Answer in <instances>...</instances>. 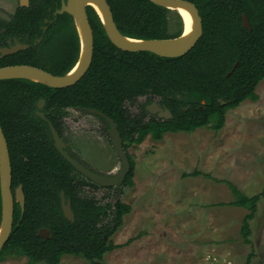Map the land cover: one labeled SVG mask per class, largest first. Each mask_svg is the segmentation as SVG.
<instances>
[{
  "label": "trees",
  "instance_id": "trees-1",
  "mask_svg": "<svg viewBox=\"0 0 264 264\" xmlns=\"http://www.w3.org/2000/svg\"><path fill=\"white\" fill-rule=\"evenodd\" d=\"M47 1L51 3L45 0L46 4ZM187 1L202 17V33L183 55L162 57L149 51L117 48L106 36L94 9L87 6L93 35L92 58L87 71L76 83L54 88L27 79L0 80V126L7 145L18 149L24 145L33 150L25 153L28 161L11 155V183L12 186L21 183L25 208L19 219V207L15 204L12 229L0 254H23L29 264H60L62 255L81 256L89 264H100L104 253L123 245L114 244L108 238L121 225L123 215L130 212V206L120 200L111 202L108 195L106 202L100 204L92 194L88 196L83 192L86 186L96 191L98 185L84 179L61 156L58 161L44 159L47 146L36 144L40 140L51 141V137L45 121L34 114L39 98H44L46 116L64 139H67L64 128L58 124L63 110L70 106L93 108L114 121L125 150L147 135L159 140L165 132H189L201 127L218 131L224 125L228 109L244 100L258 99L255 88L264 78V0ZM106 2L117 29L126 37L172 38L181 34V19L175 10L149 0ZM42 5L18 8V11L36 12L44 9ZM241 14H245L249 28L243 26ZM171 18L176 19L178 26L174 33L169 31ZM51 30H56V34H51ZM47 33L37 48L30 46L20 54L7 57L3 63L30 65L54 75L68 73L78 59L80 47L72 17L65 12L56 15ZM56 38L60 39V46L52 55L49 50ZM142 97L145 101L137 105L141 115L138 117L131 106ZM156 98L169 109L172 118L161 120L151 116L144 121L145 104ZM57 109L61 113H56ZM103 135L108 136L105 131ZM128 159L130 170L123 184L133 185L134 161L130 155ZM52 167L57 170L51 175ZM198 173L194 170L182 176ZM225 182L234 196L230 205H249L250 212L242 218L240 226L241 236L248 243V220L259 198L264 197V188L248 196L232 183ZM60 192L70 200L73 221L62 215ZM39 226L50 228L51 239H37L35 233ZM132 240L129 238L126 243Z\"/></svg>",
  "mask_w": 264,
  "mask_h": 264
},
{
  "label": "rangeland",
  "instance_id": "rangeland-1",
  "mask_svg": "<svg viewBox=\"0 0 264 264\" xmlns=\"http://www.w3.org/2000/svg\"><path fill=\"white\" fill-rule=\"evenodd\" d=\"M9 1L7 10L12 11L15 0ZM177 27L171 18L170 33ZM58 40L50 47L52 55L60 46ZM255 91L256 101L244 100L226 111L218 131L201 127L165 132L159 140L145 137L127 147L134 161L133 185L106 190L108 200L130 206L108 238L123 245L104 253L100 264H264V197L248 220L246 243L240 226L250 212L249 205H230L234 196L225 182L248 196L264 188V78ZM135 108L132 105L131 111ZM69 113L74 117L70 121L74 134L67 131V140V134L73 135L89 168L114 174L119 161L111 143L99 131L93 132L101 122L78 109ZM75 117H84L86 122L82 126ZM194 170L200 173L182 176ZM104 192L98 190L96 195ZM129 238L134 240L126 243ZM0 264L29 262L23 254L3 252ZM60 264L89 263L81 256L62 255Z\"/></svg>",
  "mask_w": 264,
  "mask_h": 264
},
{
  "label": "water",
  "instance_id": "water-1",
  "mask_svg": "<svg viewBox=\"0 0 264 264\" xmlns=\"http://www.w3.org/2000/svg\"><path fill=\"white\" fill-rule=\"evenodd\" d=\"M26 3V0H21ZM89 1H94L100 8L103 19L100 18L106 36L110 42L117 48L127 51H149L162 57H175L185 54L190 50L198 38L201 35V21L198 15L197 8L187 0H149L150 2L165 7L167 9L176 10L177 8L186 9L193 22L192 34L188 37L182 38L180 34L177 37L172 38H152V39H135L122 35L117 29L110 8L106 0H63L57 13H68L72 16L75 28L79 38V54L78 59L73 67L79 62L75 71L71 74L54 75L42 69L30 66V65H9L0 67V80L22 78L29 79L36 82H41L47 86L54 88H64L76 83L87 71L93 49V35L90 24L88 22L85 6H88ZM22 2V4H23ZM90 6V5H89ZM1 14V13H0ZM3 15V14H2ZM78 25H77V23ZM242 24L244 27L249 28L246 16L242 15ZM129 38L130 40H125ZM24 44H15L9 48L1 49V53L7 54L24 48ZM82 55V56H81ZM80 60V61H79ZM237 63L233 65V68ZM72 67V68H73ZM232 68V69H233ZM231 69V70H232ZM230 72L227 73V75ZM31 77H35L37 80H33ZM43 100H40L37 107L40 108ZM150 112H157L160 117H170L171 113L167 109H162L156 103H152L146 107ZM88 112L101 116L107 122V133L111 141L113 150L118 157L119 167L114 174L104 175L99 174L79 162L73 159L67 151L64 149L65 144L59 137L52 123L47 120L40 111H36V114L42 119L46 120L51 134V138L55 147L59 150L64 159L73 166L84 177L90 179L92 182L100 186L115 187L124 182L126 175L130 170V163L122 143L117 126L114 121L103 112L97 109H87ZM11 166L9 159V152L5 136L0 126V201H1V217H0V251L3 245L6 243L8 236L12 229L13 219V201L14 199L19 203L21 212L24 208V196L21 186H18L15 190V197L11 193ZM61 208L63 215L68 219H73V214L70 209L69 203H64V196L61 193Z\"/></svg>",
  "mask_w": 264,
  "mask_h": 264
},
{
  "label": "flooded vegetation",
  "instance_id": "flooded-vegetation-1",
  "mask_svg": "<svg viewBox=\"0 0 264 264\" xmlns=\"http://www.w3.org/2000/svg\"><path fill=\"white\" fill-rule=\"evenodd\" d=\"M62 1L63 0H51L50 4L48 3V1H47V4H46L45 0H26V3H24L21 0H15V4L16 5H15L14 9L12 11H8L7 9H8V7L10 6V4L12 2L9 1V0H0V13H1L0 14V67L9 66V65H5L3 63V62H6L8 60V59H6L7 57H9L11 55H15V54H20V53H22V51L28 50L30 48V46H34L35 48H37V46L39 44H42L41 42L44 40L43 36L47 33L49 25H52L54 23V21L56 20V15H59V14L63 13V12L62 13H57L56 12V9H58L60 7ZM22 2H23V4H22ZM40 3L43 4L42 5V7L44 8L43 10L41 9V10L36 11V12H28V13L18 11V8H22V7L28 8L30 6H33L35 4H40ZM57 3L59 4L58 8H56V6L58 5ZM86 7L87 6H85V13H86ZM242 15L243 14H241V18H242ZM86 16H87V14H86ZM199 17H200V21H201V30H202V17L200 15H199ZM180 19H182V18L180 17ZM72 21H73V18H72ZM73 24H74V21H73ZM74 26H75V24H74ZM182 27H183V20L181 21V28ZM48 34H49V32L47 33V36H48ZM51 34L55 35L56 34V30H54V31L51 30ZM15 44H24L25 47L24 48H19L18 50H16L15 52H12V53H7V54L1 53V49L9 48V47H11L12 45H15ZM1 63H2V65H1ZM14 79H16V78H14ZM20 79H22V78H20ZM3 80H5V79H3ZM27 80H29V79H27ZM40 100H43V103H42L41 107L38 108L37 104L39 103ZM143 101H145L144 97L139 98L138 102H136V108L133 111V113H135L138 117H141V115H140V113L138 111L137 105L140 102H143ZM201 102L203 103V101H201ZM152 103L158 104V106L161 107L162 109L169 110L164 104L159 103L158 99L156 98V99L150 101L149 103L145 104L146 113H145V116L142 117V119L144 121L149 120L151 116L155 117L156 119L158 118V119H161V120H166V119L172 118V114H171L170 117L164 118V117L158 116L157 112H155V113L150 112L146 107L148 105H151ZM44 105H45L44 98H42V97L39 98L36 101V103H35L34 114H35L36 117H38L41 120L45 121V123L47 125L46 120L42 119L41 117H39L36 114V111L38 110L44 115V117L47 120H49L47 118V116H46V114H48V112L44 111ZM70 109L81 110L83 112H86L90 116L94 117L95 119H98L101 122V124L98 125V127H96V129H94L93 132L99 131L101 133L100 134L101 138L105 139V140H107V138H108L107 141L109 143H111V141L109 139V136H104L103 135L104 131L107 133V127H108L107 122L101 116L87 111V109H93V108H85V107H79V106L66 107L63 110V115H61L60 120H58V124L61 125V127L64 128V137H66L67 131H69V134L71 133V131L74 134V130H72V127H71L72 125H71V122H70V121H74V117H70V115H69L70 114L69 113ZM59 112L61 113V111L59 109H57L56 113H59ZM75 118H78L77 121H79L80 122L79 124L82 125V126L86 122V118H84V117H75ZM82 126H80V129H81ZM47 127H48V125H47ZM54 128H55V126H54ZM48 130H49V127H48ZM55 130H56V128H55ZM57 133H58V131H57ZM49 134H50V131H49ZM69 134H67V136L69 137L68 140H67V139H64L62 136H60L59 133H58L59 137L62 139V141L65 144L64 149L67 151V153L73 159H75L77 162H79L83 166L89 168L85 164L86 163V159L85 158L82 159L83 155H82L81 148L78 147V146L76 147V145L74 144L75 140L72 141V136L73 135L70 136ZM107 135H108V133H107ZM50 137H51V134H50ZM146 137H149V135H147ZM36 145H40V146L46 145L47 146V150L48 151H45V153H44V159L45 160H47V161L48 160H56V161H58L57 158L60 157V156L64 159V157L60 154L59 150L55 147L52 138H51V141H47V142L46 141L44 142V141L40 140V141H38V143ZM20 146H21L20 149H18L17 147H13V146H9L8 147V145H7L10 162H11V155H13V156H15L16 158H19V159L21 158L23 161H28L29 160L28 156L25 153H32L33 150L29 149V147H25L24 148V145H20ZM46 146H45V148H46ZM111 146H112V144H111ZM44 149H43V151H44ZM39 150L42 151L41 147L39 148ZM73 169L76 172H78L74 167H73ZM89 169L93 170L92 168H89ZM56 170H57L56 168L52 167L51 172H50L51 175ZM93 171H95V172H97L99 174H103V173H101V172H99V171H97L95 169ZM79 174L84 179L92 182L90 179L84 177L81 173H79ZM11 180H12V178H11ZM92 183H94V182H92ZM94 184H96V183H94ZM96 185H98V184H96ZM18 186H21V188H22V185L19 182L17 184H15L14 186H12V183H11V188L10 189H11V193H12L13 197H15V190H16V188ZM98 186H99V188L96 189V191H92V189L90 187L86 186L83 189V192L85 194H87L88 196H90L92 194L94 196V198L98 199L100 204H103L107 200V195H106V190L107 189L106 188L108 186H100V185H98ZM98 190H105V192L101 196H97L96 192ZM22 191H23V188H22ZM61 193H63V192L58 193V196L60 197L59 198L60 199V208H61ZM23 196H24V208H25V194H24V191H23ZM63 196H64V194H63ZM64 203L65 204L69 203L70 209H71L72 214H73V219L69 220V221H73L74 220V213H73V210L71 208L70 200L66 199L65 196H64ZM15 204H17V206L19 207V211H20L19 219H20L21 215L23 214L24 208H23V211L21 212L19 203L14 199V201H13V212H14ZM61 212H62V208H61ZM62 215H63V212H62ZM13 221H14V219H12V224H13ZM35 235L37 236V239H51V237H52L51 230L47 226H39L36 229ZM41 264H44V263H41Z\"/></svg>",
  "mask_w": 264,
  "mask_h": 264
},
{
  "label": "bare ground",
  "instance_id": "bare-ground-1",
  "mask_svg": "<svg viewBox=\"0 0 264 264\" xmlns=\"http://www.w3.org/2000/svg\"><path fill=\"white\" fill-rule=\"evenodd\" d=\"M88 4L94 9V11L98 15V17L103 19V14H102L100 8L97 6V4L94 1H89ZM175 11L178 12V14L180 15V17L183 20V27H182V31H181V34H182L181 37L185 38V37L190 36L192 34L193 22H192V18L190 16L189 12L186 9H184V8H177ZM77 25H78V23H77ZM125 40H130V39L129 38H125ZM78 64H79V62L75 65V67H73L71 69L69 74H71V73H73L75 71V69H76ZM31 78L33 80H37L35 77H31Z\"/></svg>",
  "mask_w": 264,
  "mask_h": 264
},
{
  "label": "crops",
  "instance_id": "crops-1",
  "mask_svg": "<svg viewBox=\"0 0 264 264\" xmlns=\"http://www.w3.org/2000/svg\"><path fill=\"white\" fill-rule=\"evenodd\" d=\"M173 133V132H172Z\"/></svg>",
  "mask_w": 264,
  "mask_h": 264
}]
</instances>
